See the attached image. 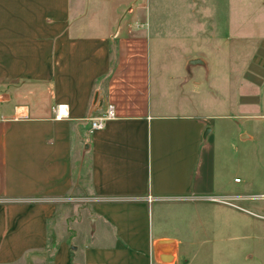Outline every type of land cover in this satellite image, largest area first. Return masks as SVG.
<instances>
[{"label":"crops","instance_id":"1","mask_svg":"<svg viewBox=\"0 0 264 264\" xmlns=\"http://www.w3.org/2000/svg\"><path fill=\"white\" fill-rule=\"evenodd\" d=\"M149 2L0 0V264H218V210L233 214L218 205L232 207L226 202L260 186L247 174L233 191L225 166L216 165L221 148L210 121L234 116L218 114V76L208 82L206 59H185L183 65L200 59L203 66L187 73L182 65L176 76L187 110L151 103ZM222 11L224 33L257 39L253 70L244 74L248 92L239 97L256 102L264 0H223ZM209 33L218 41V29ZM196 87L204 91L191 97ZM94 91L101 98L94 117L107 104L114 117L89 134L82 122ZM238 136L253 141L246 132ZM68 198L93 217L94 234L77 262L76 248L48 234L56 206ZM165 240L174 252L160 263L152 246Z\"/></svg>","mask_w":264,"mask_h":264},{"label":"rangeland","instance_id":"2","mask_svg":"<svg viewBox=\"0 0 264 264\" xmlns=\"http://www.w3.org/2000/svg\"><path fill=\"white\" fill-rule=\"evenodd\" d=\"M216 3L218 0H150L146 31L150 33L151 103L168 112L172 111V106L179 111L187 110L184 108L187 100L174 85L176 76L182 75V65L187 58L201 57L209 62L211 76L208 82L214 74L218 76V114L234 116L210 121L215 142L221 148L216 165L219 167L222 163L225 166L224 172L229 176L233 191L242 186L247 174L253 175V182L260 186L246 190L245 199L226 202L232 207L218 205L233 211L231 214L218 210V264H264V198L260 197L264 195V78L262 86L254 88L256 102L249 101L246 102L248 106H243L246 103L239 98L248 92L244 74L253 70L251 59L256 54L257 39L224 33L223 0L218 6ZM214 28L218 29V41L213 33H209ZM262 73L264 75V70ZM203 88H191L190 96L195 97L194 93L197 95L200 89L204 91ZM208 107L204 109L209 110ZM82 124L89 127L86 121ZM239 132L251 135L253 141L239 142ZM86 144L83 143L80 150ZM233 179L239 183L232 187ZM64 201L70 203L56 206V219L49 222L48 234H54L57 239L65 240L69 247L76 248L74 262H77L84 245L89 244L94 234L91 233L93 217L86 205L71 202L70 198ZM234 211L244 215L234 214ZM198 214L200 223L209 224L205 214ZM191 220L192 224H198L194 216ZM94 230H99V221L94 223ZM194 232L191 231L190 237L195 236ZM207 233L211 235L212 231ZM211 253L204 254L211 256Z\"/></svg>","mask_w":264,"mask_h":264},{"label":"water","instance_id":"3","mask_svg":"<svg viewBox=\"0 0 264 264\" xmlns=\"http://www.w3.org/2000/svg\"><path fill=\"white\" fill-rule=\"evenodd\" d=\"M199 65L203 66V62L200 59H190L186 61L184 70L188 73L192 66ZM101 98L98 95V91H94L91 102L87 111V117H89L92 113L97 111L100 108ZM209 129L207 128L202 138L204 139L208 133ZM84 150L82 151V154ZM174 252V245L172 241L165 240V241H156L153 243L152 246V253L154 259L160 263H167L172 260V255Z\"/></svg>","mask_w":264,"mask_h":264},{"label":"built area","instance_id":"4","mask_svg":"<svg viewBox=\"0 0 264 264\" xmlns=\"http://www.w3.org/2000/svg\"><path fill=\"white\" fill-rule=\"evenodd\" d=\"M60 107L61 106H56L54 109H52V111L55 112L54 119H58L57 113H58V108H60ZM113 117H114L113 107H112V105L107 104V106L105 107L103 113L100 116H97V117L89 116V117H87L85 119V121L89 123L88 133L92 134L95 131L101 130L103 128L104 122L113 119ZM260 197L264 198V195L260 196ZM257 198H259V197H257ZM145 200L147 202H150L151 201V197L147 196ZM212 200L213 201H217V202L221 201V199H215V198H213ZM223 201H225V200H223Z\"/></svg>","mask_w":264,"mask_h":264}]
</instances>
